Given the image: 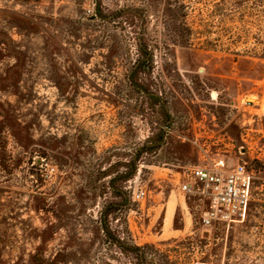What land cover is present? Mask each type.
<instances>
[{
    "label": "rangeland",
    "instance_id": "rangeland-1",
    "mask_svg": "<svg viewBox=\"0 0 264 264\" xmlns=\"http://www.w3.org/2000/svg\"><path fill=\"white\" fill-rule=\"evenodd\" d=\"M194 159L253 172L243 220L203 226ZM0 264H264V0H0Z\"/></svg>",
    "mask_w": 264,
    "mask_h": 264
},
{
    "label": "built area",
    "instance_id": "built-area-1",
    "mask_svg": "<svg viewBox=\"0 0 264 264\" xmlns=\"http://www.w3.org/2000/svg\"><path fill=\"white\" fill-rule=\"evenodd\" d=\"M225 163L220 160L210 167L192 170V179L202 185V191L210 196L211 207L203 215L202 224L206 227L221 221L227 224L243 220L248 212L254 175L245 163L236 165L231 170H223ZM189 192L188 184L182 186ZM144 192L135 194V198H143Z\"/></svg>",
    "mask_w": 264,
    "mask_h": 264
},
{
    "label": "trees",
    "instance_id": "trees-1",
    "mask_svg": "<svg viewBox=\"0 0 264 264\" xmlns=\"http://www.w3.org/2000/svg\"><path fill=\"white\" fill-rule=\"evenodd\" d=\"M32 1H40V0H32ZM128 10H119V11L115 12L114 14H111V15L108 16L107 14L104 13L103 9L100 8V9L97 10L98 11L97 14L102 20H105L108 17H112V15H118V17H120L121 15H124L125 12H128ZM130 11H131V13H133V15L135 17L140 18L141 21H145L147 19V17H148V14H149L147 8H134V9H131ZM140 49L143 50L144 52L146 51V47L143 44H140ZM146 67H147V64H144L142 70L146 71ZM163 138H164L163 135L159 137L160 140L163 139ZM133 171L134 170L131 168L128 172H120V173H118L115 176V178L111 180L110 184H112V186L114 187L116 182L129 179L130 176L133 175ZM108 173H109V171L103 172L102 176L105 177V176H107ZM113 193H115L116 195L122 197V202L110 204L108 206L109 208L107 209L108 212L103 213L101 215V221L99 222V224L103 228L105 233H107V234H109V231H110L109 230V223H108L109 211L125 210L127 208V206H126V201L127 200L125 198V193L121 189L116 188V187L113 188ZM115 241L119 244V246L121 248H126L125 245L119 239H116ZM128 248L132 249L133 251L140 250L137 247H128Z\"/></svg>",
    "mask_w": 264,
    "mask_h": 264
},
{
    "label": "crops",
    "instance_id": "crops-1",
    "mask_svg": "<svg viewBox=\"0 0 264 264\" xmlns=\"http://www.w3.org/2000/svg\"><path fill=\"white\" fill-rule=\"evenodd\" d=\"M189 149H190V151H194V152L196 150V148L194 146H192L191 144L189 145ZM194 160H195L193 162V165L194 166H192L190 172L187 173V174L185 172L182 173L181 171H177L176 170L177 167L178 168L179 167L182 168L181 166H172L173 169H167V170L172 174V176L174 178V180H173L174 185L178 188V190H181L184 194H188L190 196L197 197L198 200L201 202V204H203L205 206L204 207V210H203V212L201 214V218H200V222H201L203 215L210 209L211 202H210V196L207 193H204L202 191V185L199 182H197V181H195V180L192 179V170L193 169L206 167L204 165V163L202 161H200V159H198V160L194 159ZM235 166L236 165L230 167V166L227 165V168L226 169H223V170H226V171L227 170H231ZM184 184H188L191 191L184 192L182 190V186ZM183 201L182 202L179 201L180 205H182V204H184L186 202L185 200H183ZM173 209H174V207L172 205H170L168 207V219H169V221H171V218H172V215H173ZM220 224L224 225L225 222L217 221L212 226H217V225H220ZM212 226H210V227L212 228Z\"/></svg>",
    "mask_w": 264,
    "mask_h": 264
}]
</instances>
